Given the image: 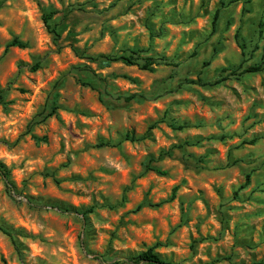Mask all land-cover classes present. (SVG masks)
<instances>
[{
    "label": "rangeland",
    "instance_id": "obj_1",
    "mask_svg": "<svg viewBox=\"0 0 264 264\" xmlns=\"http://www.w3.org/2000/svg\"><path fill=\"white\" fill-rule=\"evenodd\" d=\"M0 89V264L264 262V0H0Z\"/></svg>",
    "mask_w": 264,
    "mask_h": 264
},
{
    "label": "trees",
    "instance_id": "obj_2",
    "mask_svg": "<svg viewBox=\"0 0 264 264\" xmlns=\"http://www.w3.org/2000/svg\"><path fill=\"white\" fill-rule=\"evenodd\" d=\"M54 14H55L54 11L45 12L42 15V22H43L45 28L47 29V31L49 33L53 34L55 38H58V34H57L56 30L54 28H51V24H50L51 18ZM216 19H217V14H215L213 17V21H212L213 26L215 24ZM235 39H236L239 47L242 48V46L238 42V36H235ZM10 47L25 49L27 47V44L21 42L17 38H13L6 46V48H10ZM138 54H139V52H137L136 50H129L127 55H125V54L121 55V56H119V55H100V56L95 57V58L91 57V58H89V60L92 62H98L103 67H108L111 63L121 62V63L126 64V65H135L139 68V70H142V71H152V68H150V66L152 65V62L150 60L148 62V60H147L143 64L139 63L137 61ZM39 68H40V64H39V62H36L30 67L29 70L31 72H35ZM260 71H262V67L260 65H254V66H250L247 69L243 70V72H241V73H257ZM230 73L232 75L236 74L235 70H232ZM5 92H6V90L0 89V104L3 105V107H5L7 105V102L5 101ZM134 97L135 96L125 97L124 101H131L134 99ZM55 103H56V101L53 102L52 108H51L49 113L45 114L44 116L42 114H39L38 116H36V117H40V118L35 120L33 122V124H35V125L39 124L42 121H44L45 119H47L48 117H51L53 115L55 109H56ZM31 127H32V124L29 125V130H28L29 132L31 131ZM184 128H186L185 125H180V126H177L173 129L182 130ZM31 138L37 144L40 142H43V143L46 142L45 137L38 138L34 135H31ZM124 140L131 141V142L135 141V139L129 135H125ZM253 143H254V140L250 141V144H253ZM108 146H110V145L107 142H100L95 147L100 148V147H108ZM146 169L152 170L161 176L165 175V172L161 171L159 169H155V168L152 169L148 166H146ZM7 174H8L7 171L0 165V177L3 179L6 186L8 185ZM177 189H178V187L173 188V192H172L173 194H172V197L170 199H172L174 197V193ZM141 207H142L141 205L137 206L136 210H139ZM92 211H93V208H90L88 210V213H90ZM0 230L6 236L12 238V235L10 232H8L2 228ZM110 264H170V263H167L165 260L160 258V256L154 252V248L150 247V248L146 249L145 251L137 253V254L132 255V256H129V257L123 259L122 261H114V262H111ZM258 264H264V262H259Z\"/></svg>",
    "mask_w": 264,
    "mask_h": 264
}]
</instances>
